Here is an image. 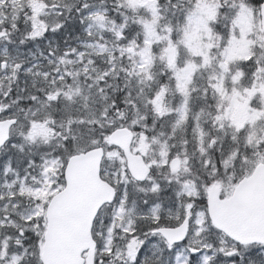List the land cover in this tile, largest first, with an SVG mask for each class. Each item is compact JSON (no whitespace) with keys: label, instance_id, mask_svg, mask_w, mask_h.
Segmentation results:
<instances>
[{"label":"snow or ice","instance_id":"6c2138e0","mask_svg":"<svg viewBox=\"0 0 264 264\" xmlns=\"http://www.w3.org/2000/svg\"><path fill=\"white\" fill-rule=\"evenodd\" d=\"M0 49V264H264V0H0Z\"/></svg>","mask_w":264,"mask_h":264},{"label":"water","instance_id":"95a60500","mask_svg":"<svg viewBox=\"0 0 264 264\" xmlns=\"http://www.w3.org/2000/svg\"><path fill=\"white\" fill-rule=\"evenodd\" d=\"M99 193L89 184L87 180V173L82 176L81 189L72 210V221L78 224L80 221V213L88 202L95 199ZM235 192L232 191L231 197L226 198L220 203L225 205L226 209L230 212L232 218L237 221H251L256 218L258 213V198L256 196L250 197L248 200H234Z\"/></svg>","mask_w":264,"mask_h":264},{"label":"rangeland","instance_id":"374dc122","mask_svg":"<svg viewBox=\"0 0 264 264\" xmlns=\"http://www.w3.org/2000/svg\"><path fill=\"white\" fill-rule=\"evenodd\" d=\"M3 52V49H0V53H2ZM229 193H230V191H229Z\"/></svg>","mask_w":264,"mask_h":264}]
</instances>
